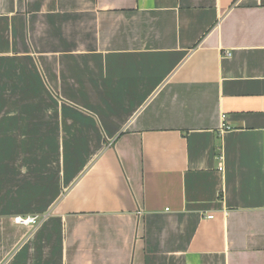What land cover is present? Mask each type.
<instances>
[{"label":"crops","instance_id":"1","mask_svg":"<svg viewBox=\"0 0 264 264\" xmlns=\"http://www.w3.org/2000/svg\"><path fill=\"white\" fill-rule=\"evenodd\" d=\"M0 264H264V0H0Z\"/></svg>","mask_w":264,"mask_h":264},{"label":"built area","instance_id":"2","mask_svg":"<svg viewBox=\"0 0 264 264\" xmlns=\"http://www.w3.org/2000/svg\"><path fill=\"white\" fill-rule=\"evenodd\" d=\"M213 215L211 214L209 216V219L212 218ZM39 216L37 215H32V216H22V215H17L14 218V223L23 225V226H29V227H36L39 224Z\"/></svg>","mask_w":264,"mask_h":264}]
</instances>
